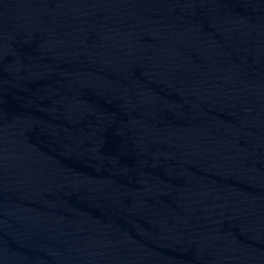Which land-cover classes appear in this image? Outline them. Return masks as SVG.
Listing matches in <instances>:
<instances>
[{
    "label": "water",
    "instance_id": "water-1",
    "mask_svg": "<svg viewBox=\"0 0 264 264\" xmlns=\"http://www.w3.org/2000/svg\"><path fill=\"white\" fill-rule=\"evenodd\" d=\"M0 264H264V0H0Z\"/></svg>",
    "mask_w": 264,
    "mask_h": 264
}]
</instances>
